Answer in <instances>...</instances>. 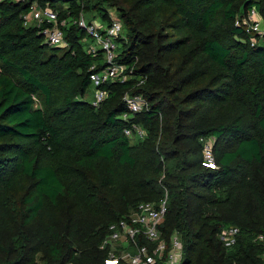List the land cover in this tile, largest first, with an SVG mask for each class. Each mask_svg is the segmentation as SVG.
<instances>
[{"label": "trees", "instance_id": "16d2710c", "mask_svg": "<svg viewBox=\"0 0 264 264\" xmlns=\"http://www.w3.org/2000/svg\"><path fill=\"white\" fill-rule=\"evenodd\" d=\"M28 3L0 2V264H102L108 225L164 195L158 230L178 235L179 264H264V42L234 25L251 6L264 21V0H39L69 20L64 47L22 23ZM110 12L140 85L88 78L103 54L70 21ZM89 88L107 92L97 107ZM126 91L146 108L122 119Z\"/></svg>", "mask_w": 264, "mask_h": 264}, {"label": "built area", "instance_id": "2783aa9c", "mask_svg": "<svg viewBox=\"0 0 264 264\" xmlns=\"http://www.w3.org/2000/svg\"><path fill=\"white\" fill-rule=\"evenodd\" d=\"M3 0H0V2ZM16 2L28 1V10L21 14L22 23L28 25V20H33V25L39 28L38 32L43 36V41L51 46L64 47L66 45L61 26L64 19L58 20L57 13L47 3L41 5L39 0H12ZM71 23L84 31L81 42L86 52L95 55L102 51L104 65L94 70V65L89 67L88 78L92 86H97L105 81L119 84L136 79L135 85L144 81V76L134 74V62L126 64L117 61L116 37L121 31V23L118 19L110 18L107 24L92 19L85 21L82 13L71 19ZM234 25L242 27L246 32L252 33L249 37L250 45L257 41L264 42V21L251 6L245 15L236 18ZM103 89H95L89 99L91 106L97 107L106 97ZM126 111L120 117L127 119L129 115L146 108V102L141 94L124 92L121 97ZM125 136H144V130L135 123H131L122 129ZM212 143L202 140L201 165L215 168L211 151ZM166 196L158 203L141 201L136 204L134 210L123 218L108 225L107 233L100 243V247L106 250L102 264H179L182 257V246L178 235L171 236L168 242L160 237L158 225L165 213ZM237 228L228 226L220 230L219 240L225 246H231L235 242ZM255 240H262L258 235Z\"/></svg>", "mask_w": 264, "mask_h": 264}, {"label": "rangeland", "instance_id": "374dc122", "mask_svg": "<svg viewBox=\"0 0 264 264\" xmlns=\"http://www.w3.org/2000/svg\"><path fill=\"white\" fill-rule=\"evenodd\" d=\"M110 17L111 18H116V16L114 15V13L113 12H110ZM84 19H85V21L86 22H88V21H90L91 20V18L88 16V15H84ZM93 19H95V20H98V18H93ZM68 19H65L64 20V24H66L67 22H69V20L67 21ZM71 22V21H70ZM28 24L29 25H32L33 24V20L32 19H29L28 20ZM120 36L121 37H123L124 36V32H123V29H121V31H120ZM116 43V47H117V49H119L120 48V46H121V43L120 42H115ZM91 98V88H89V92H87L85 95H84V99L85 100H89ZM34 106H38V104L35 102V104H34ZM208 138H206V140H207ZM211 143H212V140L211 139H208Z\"/></svg>", "mask_w": 264, "mask_h": 264}]
</instances>
